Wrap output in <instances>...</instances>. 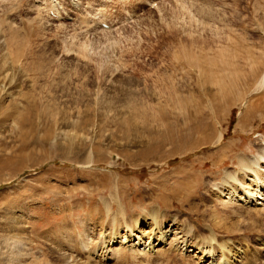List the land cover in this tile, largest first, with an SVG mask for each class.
Returning <instances> with one entry per match:
<instances>
[{
  "label": "rangeland",
  "instance_id": "1",
  "mask_svg": "<svg viewBox=\"0 0 264 264\" xmlns=\"http://www.w3.org/2000/svg\"><path fill=\"white\" fill-rule=\"evenodd\" d=\"M42 1L0 5V15L7 16L2 40L10 35L31 48L16 63L8 62L9 50L0 46V82L9 81V63L30 74L7 89L11 95L0 93V264H201L199 254L192 256L195 250L181 254L165 250L166 245L152 255L133 249L131 256L126 252L131 243L125 242L114 245L115 255L107 244L114 233L126 231L123 218L129 224L143 214L137 200L150 202L155 180L212 149L170 155L176 146L160 142L169 130L206 119L202 133L207 137L212 121H221L215 133L224 132L222 142L233 143L235 157L263 149L264 119L246 122L250 130L237 132L238 114L245 107L219 109L223 100L216 88L234 80L230 73L238 78L230 63L245 48L243 39L246 46L264 50V0H79L78 10L71 0H55L56 14L47 10L50 0ZM37 4L40 9H34ZM9 20L18 25V33L9 30ZM68 43L73 50L65 52ZM79 46L88 59L81 58ZM33 69L40 70L39 79L30 73ZM168 76L177 91L170 83L164 88L162 78ZM168 89L173 100L168 101ZM239 91L232 90L235 95ZM31 92L35 102L21 101ZM159 92L166 94V102ZM89 160L92 165L85 163ZM211 162L207 159L197 172L221 178L223 170L238 169L229 161L216 168ZM218 181L206 178L207 188L186 203L203 215L187 205L182 212L171 208L165 214L178 224H194L200 230L196 235L213 230L220 241L230 240L245 250L241 264H263L264 203H231L213 186ZM122 194L134 198L131 212L119 211L116 200L106 210L105 204ZM225 225L230 229L219 227ZM121 251L125 262L118 260Z\"/></svg>",
  "mask_w": 264,
  "mask_h": 264
},
{
  "label": "bare ground",
  "instance_id": "2",
  "mask_svg": "<svg viewBox=\"0 0 264 264\" xmlns=\"http://www.w3.org/2000/svg\"><path fill=\"white\" fill-rule=\"evenodd\" d=\"M4 1L5 0H0V5ZM56 1H58V0H56ZM56 1L50 0V3H47L48 5L46 4L47 10L50 9V11L55 12V14H56V12L59 11L58 10L59 6L57 5L58 3ZM78 1L79 0H71V5L73 4L75 10H78L81 8V5ZM43 2L44 1L41 0L40 4L43 5L44 4ZM89 7H90V5H89ZM34 9H40V6L37 4ZM45 10H46V8H45ZM74 12H72V13H74ZM75 15H77V14H75ZM6 17H5V14L3 15V17L0 15V43H2V44H0L1 50H9L8 62L9 61H15L16 63L17 62L19 63L21 58L23 57V55H22L23 50H31V48L27 47V46H25L23 48L24 43L21 41H18V40L13 41L12 37L10 35H9L8 41L5 42L4 40H2V36L7 34V32H5V25H7L5 22ZM87 23H89V22H87ZM17 26L18 25L15 26L13 21L9 20V30L14 29V32L18 33V30L15 28ZM86 26L88 27V25H86ZM241 40H240V42H241ZM243 41H244L243 43H244L245 48L236 52V54H235L236 60L234 59L235 58L234 56H233L234 58L232 57L235 60V62L233 61L234 63H230V64H234V67H236L235 69L238 71V76H237L238 78L237 79L235 78L237 74L234 75V73H230L231 75L233 74V76H235L234 80L231 83H229L230 81L228 82V80H230V78H228V80H226L228 83L227 84L225 83V85H227L226 87H222V88L218 89V91L216 88V92L219 93V98L223 100V104L219 107V109L222 108L223 110L229 111L230 109L233 108V106H235L237 104L243 105L245 107V110L243 112L240 110L239 114H238V120H237V123L235 124V130L237 132H241V131L244 132L246 130L245 129L246 126H244L246 122H249V121H252L255 119H257V122H260L258 119H260L262 121L264 119L263 116H258V114H264V50L259 52L258 50H255V49H252L251 47L246 46L245 44H247L246 43L247 41L245 39H243ZM243 43H242V46H243ZM71 45L72 44H70V43L66 44L64 47L65 48L64 51L69 52V51L73 50V45L72 46ZM239 47H240V45H239ZM232 48H234V47H232ZM76 50L78 53L82 54L81 58L84 57L85 59H88V57H87L88 54L84 53V52H86L85 49H82L81 51L79 49H76ZM83 50H84V52H83ZM235 51H237V50H235ZM177 56L178 55H176L175 59H180L179 58L180 56H178V57ZM229 60H231V58ZM4 61L7 62V54H4V56H3V62ZM24 63H26L27 65L30 64L28 61H26ZM11 64L12 63H9V81L5 77L0 82V93L5 95V97L11 95L10 92L7 93L6 91L8 88H10L11 86H13V84L16 83L18 77L26 76L25 79H27L30 76L28 71H23L22 69H17L14 66H12ZM245 66L247 67L246 69L249 70L248 73L246 72L245 69H244L245 71L242 69ZM99 67H101V66H99ZM105 68L109 69V67H106V66H105ZM232 70H234L233 65H232ZM241 71H243L242 74H240ZM30 73L32 75H34L35 79L40 78V74H41L40 70L33 69V70H31ZM162 80L165 82V84H164L165 89L168 88L169 83L171 85V86L169 85L171 87V89L174 87L173 85H178V84H176V81L171 79L169 76L167 78H162ZM177 81H178V79H177ZM223 81H225V80H223ZM174 82H175V84H174ZM220 82H219V84H220ZM179 84L181 85L182 83L179 82ZM222 84H224V83L222 82ZM182 85H181V87H182ZM175 88H177V87L175 86ZM171 89H168V92H169L167 95L168 101H169V99L171 100L173 97L172 92L177 91L173 88L174 90L170 92ZM233 89L240 90L238 92L240 94L239 95L236 94L237 95L236 96L235 93L232 92ZM179 92H180V90H179ZM156 94H154V95H156ZM24 95L25 96L22 97L21 101H31L32 103L35 102L36 96H34V94L32 95V92H31V94L25 93ZM157 96H159V95H157ZM165 96H166V94H164V96H163V94L160 93L159 99L165 100V98H166ZM216 97H218V96H216ZM154 98L158 99L157 97H154ZM211 98H210V100L212 101ZM213 99H215V98H213ZM166 101H167V99L165 100V102ZM176 102H177V100H176ZM25 105H28V104L26 103ZM25 105H23V106H25ZM175 105H176V103H175ZM148 106H150V105H148ZM210 107H212V105ZM172 109H173V107H172ZM212 109L208 108V111L212 110ZM197 121H199V122H197ZM202 121L206 122V119L195 120V122L191 124V125H193V127H188L186 129H183V130L171 129L167 133H165L164 135L161 136L160 142L163 141L166 144H173L176 146L175 149H173V151L170 152V155H187L188 153L200 150L203 147L207 148L206 146H212V149L208 150L205 153L203 152V154L201 156L196 157L194 162H190L188 164L183 163L184 165H182L181 168H179L177 171H175V173L173 175L169 174L166 177H163V179L160 181L155 180V182H158V183L151 186L152 192L149 195L150 202H147V204H145L142 201L143 198H140L137 200L138 201L137 207L145 208V209H143V214L139 215V216L136 215L137 217L134 215V217L132 218L131 222H129V224H127V220H126L127 218L125 219L126 221H124V218H123V222L125 225L124 228H126V231L123 232L122 234L114 233L115 236L111 237V239L108 241V244H107L109 246V248H108L109 253L112 252L111 254L115 253V255H116V252L118 250H117V248H114V245H118L120 247L125 242L131 243L127 249H126V247H124L126 249V252L128 254H131V256H132V252H133L132 250L133 249H135V250L138 249L139 251H142L145 255H152L155 248L157 249L159 246H161V249H163L167 245L169 247L168 248L169 250L166 249L167 247L165 248V250L170 251V252L171 251H178L181 254L188 253V252L191 253L192 250H195V252L192 254V256L195 257L196 254H199L198 261L201 264H241L242 254H245V250H242L239 247L235 248L234 243L231 242L230 240L220 241L221 238H220V240L217 239L218 234H216L215 231L213 232V230H209L210 227L207 228L209 231H208V233L206 232L207 234H205V237L196 235L198 232H200V230L197 231L196 230L197 228L195 227L194 224H189V222L187 225H181L180 223L178 224L179 221L177 222V219L175 217H168L165 214V212L171 210V208L178 210V212H182V207L184 205H187L188 210H190V211L197 210V212H199V213H201V215H203L204 213H202V211H199L198 209L192 207L190 204H186V203H189V200L191 198H193L195 196H199L201 194V190L206 187V186L204 187V185L206 183L205 182L206 178H209V179L213 178L214 181L219 179L218 183H214L213 186L216 188V190L219 192V194H223V197H224V195H227L228 201L231 203L239 202L240 199L242 201H244L243 203H245V204L251 203L252 201H255V204L264 203V180H263L264 179V147H263V149L261 148L260 150H258V152L255 155L244 156V154H242V155H237L235 157L236 153L235 154L233 152L231 153V151L234 147V145H231L233 143L229 142L228 144H223V142H222V140L224 138V132L223 131L222 132L217 131V133H215V128L218 126V124L221 125L220 124L221 121H216V120L214 122L212 121L211 125L208 127L210 134H208L207 137H203L202 131L204 130L203 127H204L205 123ZM210 121H211V119H210ZM248 127H249V125H248ZM172 128H173V126H172ZM248 129L249 128H247V130ZM201 133H202V137H199V135ZM208 149H209V147H208ZM234 151H236V150H234ZM229 157L230 158L232 157V159L230 160ZM207 159H211V161H212L211 163H212V166L214 168H216L218 166L222 167L226 164L227 161H229V162H232V164L236 163V165L238 166V169H231V170L225 169V170H223L221 178H219V177L214 178L215 176L213 177L212 174L211 175L205 174L206 170H205V172H201L202 170L200 172H197V170L199 168L200 169L204 168V165H205V162ZM8 163H9V161L6 162V165ZM85 163L88 165H92V160L86 161ZM205 166H207V165H205ZM217 169H221V168H217ZM207 171H208V169H207ZM217 175H219V174L217 173ZM246 177L247 178L249 177L251 180L249 182H246ZM170 181H172V183ZM197 184H199V186H197ZM137 192H139V191H137ZM256 196L263 198V200L261 202H257L260 199L256 198ZM217 198L221 199V197L219 195ZM113 199H114L113 201L107 202L106 204L104 202L106 210L110 211V209L114 208L113 202H115V200H116L117 205L115 207H117V209L119 211H121V212L125 211L127 213L131 212L130 203H133L132 199H134V198H128L127 196L125 197V194L124 195L122 194L121 196L120 195L115 196ZM137 201H134V202H137ZM113 215L114 214H112V216ZM122 215L124 217V214H122ZM117 218H119V217H117ZM214 226L216 228V223L214 224ZM165 227H167V229H165ZM219 227H221V228L224 227L222 229H226V230L230 229L229 228L230 226L228 227L226 225L225 226H219ZM151 232H153L152 235L150 234ZM148 233L150 235H147ZM170 236L173 237L172 240H170L171 242L168 241L170 239L169 238ZM222 239H223V237H222ZM134 240L136 241L135 243H133ZM111 243H112V245H111ZM140 247H142V248L140 249ZM118 249H120V248H118ZM240 250H242V251H240ZM108 251H106V252H108ZM117 253H119V251ZM120 253H122V251ZM218 254H219V256H218ZM126 257L127 256L123 254L122 256H119L118 260H120L121 262H125V260H127ZM235 257L238 258L237 259L238 261H236V262L234 261ZM243 261H244V259H243ZM179 262H181V261H179Z\"/></svg>",
  "mask_w": 264,
  "mask_h": 264
}]
</instances>
